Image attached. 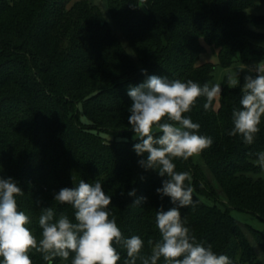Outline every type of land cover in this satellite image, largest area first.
Returning a JSON list of instances; mask_svg holds the SVG:
<instances>
[{"label": "trees", "instance_id": "1", "mask_svg": "<svg viewBox=\"0 0 264 264\" xmlns=\"http://www.w3.org/2000/svg\"><path fill=\"white\" fill-rule=\"evenodd\" d=\"M105 1L114 30L87 0H0V177L23 190L16 199L37 238L41 208L74 221L72 207L55 202V193L80 179L99 180L124 237L139 235L148 255L147 241L161 239L156 212L174 205L156 191L167 177L145 170L139 161L146 154L133 150L139 141L128 121V89L150 75L210 84L214 65L199 63L202 41L217 50L222 67L264 60V15L248 11L264 0ZM221 88L217 104L205 110L201 97L185 113L213 143L200 164L174 160L194 188V203L181 215L199 243L233 264H264V232L232 214L264 222V171L254 163L264 151V119L251 145L229 136L242 85L231 88L226 77ZM139 197L146 202L133 206ZM116 247L123 264L126 250ZM30 256L47 264L40 253ZM52 264H71V257Z\"/></svg>", "mask_w": 264, "mask_h": 264}, {"label": "clouds", "instance_id": "2", "mask_svg": "<svg viewBox=\"0 0 264 264\" xmlns=\"http://www.w3.org/2000/svg\"><path fill=\"white\" fill-rule=\"evenodd\" d=\"M247 67V66H246ZM245 67V68H246ZM229 75L228 86H239V73ZM241 88L240 108H233V128L229 136L242 137L246 145L254 143L264 119V61L254 68H247ZM220 83L200 85L191 79H169L148 76L138 86H130L132 100L128 118L137 156H145L139 164L145 170H155L164 179L158 194L168 196L174 205L167 211L156 212L155 223L161 239L147 241L150 254H142L144 240L139 235L125 238L110 210L111 196L96 180L86 183L80 179L74 187H64L55 193L54 201L69 205L74 210V221L65 213L57 217L53 207L41 208L38 225L40 238L29 227L30 216L20 210L16 197L24 194L17 182L0 177V264H33L30 253L42 254L47 264L59 257L71 264H119L121 255L117 245L126 250L123 264H233L227 255L217 254L211 244L204 246L197 241L182 219L181 209L194 203L192 177L187 171H177L175 159L187 161L211 147V137L200 135V124L194 123L185 113L191 112L203 97L205 110L221 96ZM255 164L264 171V151L256 154ZM203 186V185H201ZM123 194V193H122ZM136 190L128 192L135 196ZM139 197L132 203L139 206L146 202Z\"/></svg>", "mask_w": 264, "mask_h": 264}, {"label": "rangeland", "instance_id": "3", "mask_svg": "<svg viewBox=\"0 0 264 264\" xmlns=\"http://www.w3.org/2000/svg\"><path fill=\"white\" fill-rule=\"evenodd\" d=\"M77 1H80V0H70V3L72 4V3L77 2ZM87 1L97 5L99 7V9L101 10V12L103 14L104 20L106 21L108 26L112 30H114V24H113V21L111 19L110 14H109V11H108L107 2L105 0H87ZM248 11L250 13L256 14V15H264V5L259 4L255 8L250 9ZM202 45H203L204 49H203L202 53L200 54L199 63H211L214 65V70L212 73V79H211L210 85L214 84V83H220L222 85V83L226 77L228 78L229 75L236 77L238 71L247 66L243 71H241L239 73V85L243 86L244 77L249 74L247 71V68H252V66L255 67L256 64L260 63L261 61H264V60H258V61H253V62L248 63V64H243L240 62H234L229 67H222L221 65H219L217 50L214 47L205 44L203 41H202ZM261 45H264V41L261 42ZM218 100H219V97L217 98V100H215L216 104L218 103ZM80 119L82 121L86 120L82 114L80 115ZM132 137H134V135ZM192 161L196 164L202 163L200 155L196 156V157H192ZM262 176H264V172H262ZM232 214L241 223L249 224L253 228L264 232V222H261L256 217H254L250 214L237 212V211H233Z\"/></svg>", "mask_w": 264, "mask_h": 264}, {"label": "water", "instance_id": "4", "mask_svg": "<svg viewBox=\"0 0 264 264\" xmlns=\"http://www.w3.org/2000/svg\"><path fill=\"white\" fill-rule=\"evenodd\" d=\"M254 68V66H252Z\"/></svg>", "mask_w": 264, "mask_h": 264}, {"label": "crops", "instance_id": "5", "mask_svg": "<svg viewBox=\"0 0 264 264\" xmlns=\"http://www.w3.org/2000/svg\"><path fill=\"white\" fill-rule=\"evenodd\" d=\"M253 68V67H252Z\"/></svg>", "mask_w": 264, "mask_h": 264}]
</instances>
